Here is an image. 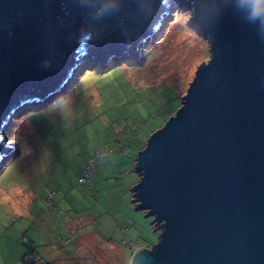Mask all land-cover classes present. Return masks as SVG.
Wrapping results in <instances>:
<instances>
[{
	"label": "water",
	"instance_id": "1",
	"mask_svg": "<svg viewBox=\"0 0 264 264\" xmlns=\"http://www.w3.org/2000/svg\"><path fill=\"white\" fill-rule=\"evenodd\" d=\"M176 4L210 58L137 154L132 203L161 234L129 264H264V0H0V160L21 110L88 60L141 59Z\"/></svg>",
	"mask_w": 264,
	"mask_h": 264
},
{
	"label": "rangeland",
	"instance_id": "2",
	"mask_svg": "<svg viewBox=\"0 0 264 264\" xmlns=\"http://www.w3.org/2000/svg\"><path fill=\"white\" fill-rule=\"evenodd\" d=\"M168 10L162 29L139 47L141 59L124 55L106 65L88 60L59 93L27 106L7 126L5 144L17 149L0 160V264H26L30 251L40 259L64 249L76 255L78 248L89 255L85 264H127L128 244L137 250L158 242L161 230L132 199L130 208L117 213L101 190L78 178L99 150L105 155L93 182L101 174L105 181L115 167L111 178L131 175L137 184V154L182 106L199 65L209 60L208 41L192 26L187 6ZM50 190L56 193L52 210ZM95 232L114 243L119 255L107 256L92 240Z\"/></svg>",
	"mask_w": 264,
	"mask_h": 264
},
{
	"label": "crops",
	"instance_id": "3",
	"mask_svg": "<svg viewBox=\"0 0 264 264\" xmlns=\"http://www.w3.org/2000/svg\"><path fill=\"white\" fill-rule=\"evenodd\" d=\"M112 175H114V176L117 175V170L115 169V167H113L110 170L109 176L106 177L105 181H103L105 179V177H103L102 174H101L96 180H94V182H93L94 185L93 186L97 187V189H99V190H101L103 192L104 195L100 194L101 197L103 196L102 199L108 200L110 204L116 205L115 211H117V213H122V208L123 207L130 208V205H129L130 204V200L131 199L133 200V193H132L131 189H133V187L136 185L137 179H136V177H131V175H128L124 179H121V180L115 179L114 180L113 178H111ZM94 177H95V175H94ZM50 191H54V190H50ZM130 191H131L132 195H130ZM48 194H49V192H48ZM118 203L121 204L120 208L117 207ZM131 214L133 216V213H131ZM133 222L136 223V219H134ZM80 227H82V226H80ZM81 229L84 230V228H81ZM94 234L95 235H94V237L92 236V240L95 241L96 245L100 244V245H102L105 248V250H106L105 253H106L107 256L109 254H112V253H114L115 256L119 255L118 251H116L114 249V246H116L114 243L112 244L111 241L105 239L102 235H100V233L98 234V232H95ZM80 235H85V230H84V233L80 234ZM117 245L119 246L118 243H117ZM128 245H130V244H128ZM143 246L144 245H141V246H139V248L143 247ZM82 251L83 250H80L78 248L77 249V254L75 255V253L73 251H71V250L69 251L67 249H64V250H62V253L58 254V256L54 255L51 252H49V254H44L43 256H40V255L39 256H40L41 261L49 263V264H85V262L89 260L88 259L89 255H87V254L85 255V253H83ZM135 251H136L135 249H134V252H132L131 249H129V248H128V250L126 249V253H127L126 261H127V264L129 262V260L131 261ZM120 254H121L122 257L124 256L123 252H120ZM84 256L87 257V260H86V258ZM125 258L126 257H123V259H125Z\"/></svg>",
	"mask_w": 264,
	"mask_h": 264
},
{
	"label": "built area",
	"instance_id": "4",
	"mask_svg": "<svg viewBox=\"0 0 264 264\" xmlns=\"http://www.w3.org/2000/svg\"><path fill=\"white\" fill-rule=\"evenodd\" d=\"M104 155H105L104 153L96 150L93 153L92 157L88 161H86V163L82 169V173L78 178V181L80 183L92 186L93 177H94L95 171L98 168V163ZM55 194H56L55 191H49L48 198H47L49 210H52V208L55 207V201H54ZM78 230H79L78 231L79 234L84 233L83 229H78ZM71 234L72 235L75 234V231L73 229L71 230ZM22 241L24 243H28L30 240L28 237H22ZM129 247H130L131 251L134 252V250L132 248L133 247L132 244H130ZM146 249L150 250V248H146ZM23 261L26 264H45V262L39 260L37 257H34L33 251H30L28 254H26V256L23 258Z\"/></svg>",
	"mask_w": 264,
	"mask_h": 264
},
{
	"label": "bare ground",
	"instance_id": "5",
	"mask_svg": "<svg viewBox=\"0 0 264 264\" xmlns=\"http://www.w3.org/2000/svg\"><path fill=\"white\" fill-rule=\"evenodd\" d=\"M124 55H127V54H124ZM124 55H123V56H124ZM123 56L119 57V59L122 58ZM129 56H132V55H129ZM65 86H66V85H65Z\"/></svg>",
	"mask_w": 264,
	"mask_h": 264
},
{
	"label": "clouds",
	"instance_id": "6",
	"mask_svg": "<svg viewBox=\"0 0 264 264\" xmlns=\"http://www.w3.org/2000/svg\"><path fill=\"white\" fill-rule=\"evenodd\" d=\"M11 143L8 142V144H6L5 146H10Z\"/></svg>",
	"mask_w": 264,
	"mask_h": 264
},
{
	"label": "trees",
	"instance_id": "7",
	"mask_svg": "<svg viewBox=\"0 0 264 264\" xmlns=\"http://www.w3.org/2000/svg\"><path fill=\"white\" fill-rule=\"evenodd\" d=\"M45 264H49V263H46V262H45Z\"/></svg>",
	"mask_w": 264,
	"mask_h": 264
}]
</instances>
